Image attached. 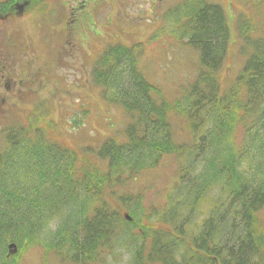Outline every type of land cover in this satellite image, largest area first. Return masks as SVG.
<instances>
[{"label": "trees", "instance_id": "1", "mask_svg": "<svg viewBox=\"0 0 264 264\" xmlns=\"http://www.w3.org/2000/svg\"><path fill=\"white\" fill-rule=\"evenodd\" d=\"M183 4L168 16L172 34L197 54V76L173 103L143 76L141 44L109 46L94 64L92 83L125 113L123 141L107 139L85 155L44 140L29 122L1 131L0 264H19L33 250L43 264H101L116 241L134 248L133 264H264V39L246 37L240 21L248 56L228 82L219 73L229 38L222 8ZM172 116L184 120L177 131L187 143L174 140ZM169 158L179 182L170 197L191 198L196 209L213 192L222 202L190 239L174 201L159 214L143 208L141 194L115 192Z\"/></svg>", "mask_w": 264, "mask_h": 264}, {"label": "rangeland", "instance_id": "2", "mask_svg": "<svg viewBox=\"0 0 264 264\" xmlns=\"http://www.w3.org/2000/svg\"><path fill=\"white\" fill-rule=\"evenodd\" d=\"M70 1L46 0L41 7L28 6L23 14L0 21V130L25 122L32 113L36 120L32 130L42 133L44 140L88 155L87 151L107 139L125 138L123 109L108 104L90 81L93 65L107 47L142 44L143 76L172 103L195 80L197 54L172 34L174 18L168 13L182 8L184 0H74L69 5ZM207 1L220 6L226 17L228 51L219 73L233 82L248 56L240 21L248 25L246 37L264 39V0ZM76 6L78 22H72L69 14ZM171 121L174 140L187 143L191 137L177 131V127L184 128V120L172 116ZM3 148L0 134V150ZM169 159L150 177L130 179L115 192L141 194L143 208H163L159 214H165L164 209L171 207L169 201H174L172 210L177 209L186 219L183 236L190 239L199 232L207 212L222 202L216 203L217 193L213 192L214 199L205 198L196 209L191 198L170 197L179 182L173 175L176 162ZM53 228L51 225L48 231ZM133 259L134 248L116 241L102 253L101 264H133ZM20 264H43L41 252L26 253ZM48 264L60 263L51 260Z\"/></svg>", "mask_w": 264, "mask_h": 264}]
</instances>
